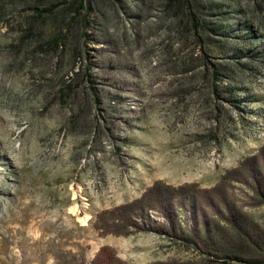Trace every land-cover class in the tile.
<instances>
[{
	"label": "rangeland",
	"instance_id": "1",
	"mask_svg": "<svg viewBox=\"0 0 264 264\" xmlns=\"http://www.w3.org/2000/svg\"><path fill=\"white\" fill-rule=\"evenodd\" d=\"M251 163L264 172V0H0V264L89 262L103 243L128 264H257L183 238L187 205L173 237L92 224L161 179L194 183L213 222L220 191L264 228Z\"/></svg>",
	"mask_w": 264,
	"mask_h": 264
},
{
	"label": "trees",
	"instance_id": "2",
	"mask_svg": "<svg viewBox=\"0 0 264 264\" xmlns=\"http://www.w3.org/2000/svg\"><path fill=\"white\" fill-rule=\"evenodd\" d=\"M243 164H240V166ZM248 177L252 178L251 187L258 203H264V172L251 163L246 167ZM243 175V176H242ZM237 180H245V174L238 173ZM230 178V171H226L221 181ZM248 183V182H247ZM194 183L183 182L177 185L161 179L154 180L138 197L96 212L93 227L98 235L107 234L128 235L140 231H156L173 237L179 225L178 207L187 205L195 214L189 236H183L191 241L202 252L226 254L232 257H245L246 260L264 263V228L249 218L225 192L217 191L223 204L219 208L221 219L226 223L213 222L202 210L203 199L194 189ZM218 188L216 184L211 190ZM207 195L208 204L215 202ZM150 210L157 211L162 221L150 215ZM200 215V217H199ZM231 251L238 254H229ZM73 264H128L120 257L114 246L103 243L95 251L89 262L84 257Z\"/></svg>",
	"mask_w": 264,
	"mask_h": 264
},
{
	"label": "bare ground",
	"instance_id": "3",
	"mask_svg": "<svg viewBox=\"0 0 264 264\" xmlns=\"http://www.w3.org/2000/svg\"><path fill=\"white\" fill-rule=\"evenodd\" d=\"M86 219H87V218H86ZM86 219H85V218H83L81 221L85 223V222H86Z\"/></svg>",
	"mask_w": 264,
	"mask_h": 264
}]
</instances>
